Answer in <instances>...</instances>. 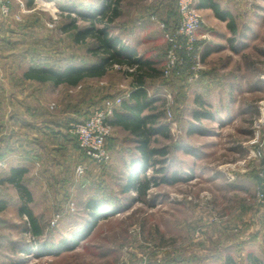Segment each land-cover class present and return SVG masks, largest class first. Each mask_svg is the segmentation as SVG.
Wrapping results in <instances>:
<instances>
[{
	"label": "rangeland",
	"instance_id": "obj_1",
	"mask_svg": "<svg viewBox=\"0 0 264 264\" xmlns=\"http://www.w3.org/2000/svg\"><path fill=\"white\" fill-rule=\"evenodd\" d=\"M29 1L12 0L10 13L0 12V138L7 137V149L16 148L17 116L22 108L25 118L34 122L44 114L47 118L48 113L62 126L67 122L64 128L73 136L68 127L72 119L87 117L104 99L130 87V78L116 66L104 77L87 79L78 86L23 79L22 73L31 64L92 59L88 45L77 44L74 32H63L61 27L76 16L74 9L87 11L89 5L102 0H33L32 5ZM176 6V0H122V15L114 22L113 31L129 42L138 22L152 15L163 20L175 13ZM78 23L87 24L81 19ZM148 39L141 50L150 51L153 42ZM259 44L252 43L248 53L238 59L250 64L247 69L235 70L238 75L247 72L248 79L236 82L231 98L219 88L224 85L201 82L198 87L211 90L203 94L204 104L197 105L195 86L190 83L195 80H149L151 93L163 84L173 96L171 104L166 100L162 117L170 134H157L153 142L169 153L158 156L161 162L155 169L165 167L170 174L177 171L182 180L162 181L164 173L149 168L148 174L156 175L160 182L140 197L136 191L123 190L130 171L108 174L103 165L86 158L79 146L81 157L57 163L45 178L36 177L34 170L24 177L34 196L29 205L44 228V233L35 237L27 216L20 214L22 200L17 187L2 181L12 165L8 161L0 174V200L7 203L0 210V264H225L229 255L247 264L249 252L264 259V202L256 196L261 163L250 156L248 144L253 120L259 114L258 103L264 98V92H257V85L251 83L254 75L264 70V52H260L264 39ZM164 57L158 64L161 69ZM207 68L206 64L204 71ZM242 86L246 90L240 92ZM17 94L26 97L18 100ZM103 95L106 97L101 99ZM193 109L208 111L212 117H202L196 124L198 130L190 134ZM41 111L46 113L39 115ZM243 111L247 112L242 115ZM80 164L86 166L82 176L77 172ZM92 196L102 199L107 207H122L121 211L101 216L76 246L39 255L41 242L70 239L83 229L90 216L85 203Z\"/></svg>",
	"mask_w": 264,
	"mask_h": 264
},
{
	"label": "trees",
	"instance_id": "obj_2",
	"mask_svg": "<svg viewBox=\"0 0 264 264\" xmlns=\"http://www.w3.org/2000/svg\"><path fill=\"white\" fill-rule=\"evenodd\" d=\"M121 2L122 0H102L98 5H89L87 11L74 9L73 12L76 16L71 17L72 15H69L71 21L61 27L63 32H74V42L88 45V52L93 57L92 59L64 64L62 62L61 64L51 62L31 64L22 73V78L40 83L51 82L56 86L61 84L78 86L87 79L104 77L116 65H119L126 75L132 76L134 88L130 95L134 101L130 103L127 100H123L122 105L128 109V112L125 113L116 109L111 118V123L112 125L121 124L138 137L139 162L138 164L137 162L134 163L135 167L128 175L127 183L124 185L123 190L125 192L136 191L142 197L160 182L156 175L148 174L149 168H154L155 172H163L164 178L161 179L162 181L176 182L183 178L177 171L172 174L167 173L168 170L165 167H157L155 169V166L161 162L158 156L164 157L169 153L166 147H158L153 144L156 140L155 136L157 134L168 136L170 127L168 123L162 121L164 110L166 109L165 97L158 95L162 92V87L158 86V92L150 93L147 84L150 79L164 78L163 69L158 67L157 61L153 58L140 56L136 48L132 47L121 35L113 31L114 22L122 15ZM28 4L32 5L33 0H30ZM169 16L174 18L172 22L167 19L162 21L165 22L167 28L176 27L179 22L177 6L175 13ZM79 19L86 21L87 24L78 23ZM180 78L184 79L185 77L181 76ZM105 97L106 95H103L100 98L104 99ZM160 101L162 102L161 105L156 104ZM196 102L201 105L205 101L201 95H198ZM92 110H89L88 116ZM146 110L147 112H145ZM193 115L196 119H200L202 116L212 117L210 112H203L198 109L194 111ZM65 125L67 126V122ZM1 138L0 158L5 157L10 151L1 146ZM77 144L81 147L78 141ZM81 148L83 149V147ZM85 155L86 158H89L86 151ZM28 170L27 167H12L2 181L11 182L17 187L22 200L19 210L20 214L27 216L33 235L40 237L44 233V228L40 219L29 205L34 200V196L31 189L24 182V177ZM6 205L5 200H0V210L4 209ZM85 206L90 216L83 229L75 233L70 239H62L59 242L51 243L41 242L37 249L39 255L54 254L63 249L76 246L79 240L85 238L94 229L101 216L118 213L122 208L120 206L107 207L102 199L94 196L87 199ZM32 250L34 252L36 248L34 247ZM225 264L240 263L233 255H229L225 259ZM247 264H264V259L253 252H249Z\"/></svg>",
	"mask_w": 264,
	"mask_h": 264
},
{
	"label": "crops",
	"instance_id": "obj_3",
	"mask_svg": "<svg viewBox=\"0 0 264 264\" xmlns=\"http://www.w3.org/2000/svg\"><path fill=\"white\" fill-rule=\"evenodd\" d=\"M198 7L204 18V24L200 30L199 44L202 49L204 64L205 66L207 64L209 69L207 68L203 72L202 78L190 82L192 86H195L193 87V100L197 105L199 103L196 102V97L198 95L204 97L203 94H208L211 90L210 87H198L201 82H207L208 85H224L219 88L223 89L225 97L231 98L236 89V82L239 80L242 84L248 79L247 72L242 71L238 75L235 70L238 67L243 70L250 67V64L243 63V61H240L241 59L238 62V59L242 57L241 55L248 53L252 43L257 42L259 46V43H262L264 39V0H198ZM166 19L172 22L174 18L169 16ZM160 21L162 20L155 15L142 19L134 30H130L132 37L128 42L137 49L140 56L153 58L157 61V64L166 56L167 48ZM145 34L148 37H145ZM146 38H149L148 41L153 42L150 51L141 50L140 48ZM253 39L255 40L253 41ZM260 52L262 53L264 50L260 49ZM127 77L130 78V87L121 94L125 95L124 100L133 103L134 99L131 97L130 92L134 88V81L132 76L127 75ZM29 81L32 82L33 80ZM226 82H228V86H225L227 85ZM251 83L257 85V92H264L263 69L260 73L254 75ZM245 90L246 88L243 86L240 88V92ZM25 97L17 94L18 100L25 99ZM197 105L195 106L198 108ZM22 109L18 113L17 121H24V123L20 125L19 122L16 125L17 132H19L16 136V148L6 149L8 143L5 140L7 137L3 138L1 142L4 149L10 150L5 157L12 163V165L10 164L11 168L27 167L32 173L34 170L36 177L42 179V177L45 178L43 175H46L50 168L54 167L56 169L57 163L61 165V163H65L66 159L81 157V148L77 144L76 138L67 133L64 128L65 125L62 126L54 116L52 117L48 113L46 118L44 114L46 112L41 111L39 115L44 114V117L34 122L25 118L23 112H26V110ZM117 109L125 113L128 112V109L122 104ZM195 110L193 109L190 112L193 121L188 128L190 134L198 130L196 124L199 120L202 117H207L194 118ZM246 112L243 111L242 115ZM20 133L23 135H20ZM107 146L112 159L103 167L108 169V174L122 170L131 172L135 167L134 163L137 162L138 164L140 157L137 148L138 137L121 124L113 125V133L108 137Z\"/></svg>",
	"mask_w": 264,
	"mask_h": 264
},
{
	"label": "built area",
	"instance_id": "obj_4",
	"mask_svg": "<svg viewBox=\"0 0 264 264\" xmlns=\"http://www.w3.org/2000/svg\"><path fill=\"white\" fill-rule=\"evenodd\" d=\"M12 0H0V12L8 15L11 10ZM177 8L179 22L174 28H167L165 22L160 21L163 35L167 43L163 77H186L191 80L201 78L205 68L202 49L199 44L200 30L204 24L203 15L198 7V0H178ZM116 67H120L116 65ZM161 94L167 100V104L173 102V96L167 87L162 86ZM125 95L120 94L107 97L100 106L95 107L89 116L74 118L68 127L70 133L77 139L88 157L100 165L111 161L112 155L107 146L108 137L112 134L113 125L111 118L116 109L123 103ZM259 114L252 124V135L248 140L251 146L250 156L261 163L259 181L256 184V196L264 202V98L258 103ZM171 115V111L168 110ZM2 132L0 129V136ZM9 159L0 158V174L6 167ZM86 171V166L80 164L77 167L79 176ZM1 186V182H0Z\"/></svg>",
	"mask_w": 264,
	"mask_h": 264
}]
</instances>
